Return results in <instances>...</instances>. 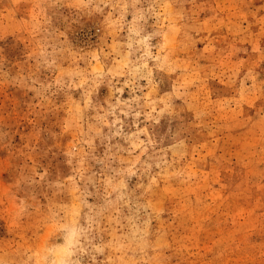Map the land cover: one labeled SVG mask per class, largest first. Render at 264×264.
Returning a JSON list of instances; mask_svg holds the SVG:
<instances>
[{
	"label": "rangeland",
	"instance_id": "374dc122",
	"mask_svg": "<svg viewBox=\"0 0 264 264\" xmlns=\"http://www.w3.org/2000/svg\"><path fill=\"white\" fill-rule=\"evenodd\" d=\"M0 264H264V0H0Z\"/></svg>",
	"mask_w": 264,
	"mask_h": 264
}]
</instances>
